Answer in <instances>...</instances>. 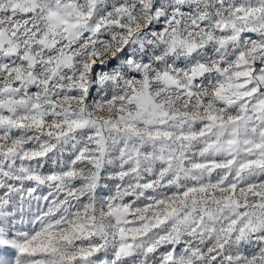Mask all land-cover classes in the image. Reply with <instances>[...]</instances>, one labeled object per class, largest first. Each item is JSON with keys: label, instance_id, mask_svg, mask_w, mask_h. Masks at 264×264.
<instances>
[{"label": "snow or ice", "instance_id": "snow-or-ice-1", "mask_svg": "<svg viewBox=\"0 0 264 264\" xmlns=\"http://www.w3.org/2000/svg\"><path fill=\"white\" fill-rule=\"evenodd\" d=\"M0 264H264V0H0Z\"/></svg>", "mask_w": 264, "mask_h": 264}]
</instances>
